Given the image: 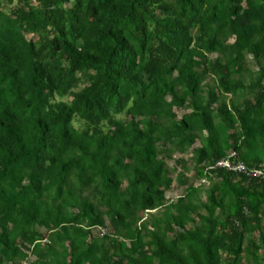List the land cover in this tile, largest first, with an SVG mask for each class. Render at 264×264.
I'll list each match as a JSON object with an SVG mask.
<instances>
[{"label":"trees","instance_id":"16d2710c","mask_svg":"<svg viewBox=\"0 0 264 264\" xmlns=\"http://www.w3.org/2000/svg\"><path fill=\"white\" fill-rule=\"evenodd\" d=\"M221 159L264 165V0H0V264H264Z\"/></svg>","mask_w":264,"mask_h":264},{"label":"built area","instance_id":"2783aa9c","mask_svg":"<svg viewBox=\"0 0 264 264\" xmlns=\"http://www.w3.org/2000/svg\"><path fill=\"white\" fill-rule=\"evenodd\" d=\"M214 168H221L234 174H241L245 176L247 180H257L264 184V165L250 168L241 163H232L228 159H221L216 162Z\"/></svg>","mask_w":264,"mask_h":264},{"label":"rangeland","instance_id":"374dc122","mask_svg":"<svg viewBox=\"0 0 264 264\" xmlns=\"http://www.w3.org/2000/svg\"><path fill=\"white\" fill-rule=\"evenodd\" d=\"M175 158H179V156H176ZM181 159H185L187 160V167H189L188 171H187V174L188 175H191L193 174V164L192 162H190V156H185V157H181ZM169 165L170 166H173L174 165V161H169ZM174 168H176L177 170L180 168L178 165H174ZM194 184H198V181H194ZM182 190L181 189H178L175 185H172L171 189L166 193L165 195V198L167 200H174L176 197H178L180 194H181ZM106 223H108L107 219H105ZM103 233H105V231L103 229L99 230L98 229H93L92 231V235L94 236H99V235H102ZM36 260V257L35 256H31L27 259H23V261H21V263H18V264H29V263H32ZM9 264V263H8Z\"/></svg>","mask_w":264,"mask_h":264},{"label":"clouds","instance_id":"9594fccd","mask_svg":"<svg viewBox=\"0 0 264 264\" xmlns=\"http://www.w3.org/2000/svg\"><path fill=\"white\" fill-rule=\"evenodd\" d=\"M261 183V182H260ZM264 185V184H263Z\"/></svg>","mask_w":264,"mask_h":264}]
</instances>
